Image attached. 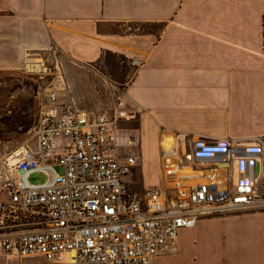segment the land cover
Here are the masks:
<instances>
[{
	"label": "crops",
	"instance_id": "crops-1",
	"mask_svg": "<svg viewBox=\"0 0 264 264\" xmlns=\"http://www.w3.org/2000/svg\"><path fill=\"white\" fill-rule=\"evenodd\" d=\"M263 18L264 0H0V71L56 48L77 107L104 105L103 77L125 84L138 151L151 134L258 142L264 164ZM124 56L141 61L128 80ZM177 243L151 264H264V209L204 216ZM0 264L70 263L0 254Z\"/></svg>",
	"mask_w": 264,
	"mask_h": 264
},
{
	"label": "built area",
	"instance_id": "built-area-1",
	"mask_svg": "<svg viewBox=\"0 0 264 264\" xmlns=\"http://www.w3.org/2000/svg\"><path fill=\"white\" fill-rule=\"evenodd\" d=\"M52 49L23 68L43 80L34 145L0 157V254L67 258L70 264H151L176 252L181 228L207 215L264 209L263 147L258 142L186 139L159 148L162 184L131 187L139 138L125 88L106 77L98 108L77 107ZM131 67L137 57L126 56ZM97 73L102 72L97 69ZM61 168V172L56 170ZM43 171L49 177L30 182Z\"/></svg>",
	"mask_w": 264,
	"mask_h": 264
},
{
	"label": "rangeland",
	"instance_id": "rangeland-1",
	"mask_svg": "<svg viewBox=\"0 0 264 264\" xmlns=\"http://www.w3.org/2000/svg\"><path fill=\"white\" fill-rule=\"evenodd\" d=\"M132 28L135 26L132 24ZM122 27V29H124ZM46 64L52 61L49 53L42 54ZM122 65L127 68L126 80L130 79L138 66L131 67L126 56L121 58ZM44 80V79H43ZM43 80L27 69L0 71V157L25 145H34L32 126L37 108V91ZM120 86L124 83L116 82ZM127 128L137 126V113L134 118L124 122ZM162 138L160 141L162 142ZM159 142L151 134L141 146L139 163L131 176V187L141 189L162 184V171L159 157ZM140 145V144H139ZM142 159V160H141ZM61 172L60 167H56ZM49 177L43 171L33 172L28 176L30 182H43Z\"/></svg>",
	"mask_w": 264,
	"mask_h": 264
},
{
	"label": "bare ground",
	"instance_id": "bare-ground-1",
	"mask_svg": "<svg viewBox=\"0 0 264 264\" xmlns=\"http://www.w3.org/2000/svg\"><path fill=\"white\" fill-rule=\"evenodd\" d=\"M166 140L162 141L160 144H159V148H168L171 146L172 142L174 141V138L172 136H167V138H165ZM160 165L162 166L161 162H160Z\"/></svg>",
	"mask_w": 264,
	"mask_h": 264
},
{
	"label": "trees",
	"instance_id": "trees-1",
	"mask_svg": "<svg viewBox=\"0 0 264 264\" xmlns=\"http://www.w3.org/2000/svg\"><path fill=\"white\" fill-rule=\"evenodd\" d=\"M263 27H264V18H263ZM263 35H264V33H263Z\"/></svg>",
	"mask_w": 264,
	"mask_h": 264
}]
</instances>
